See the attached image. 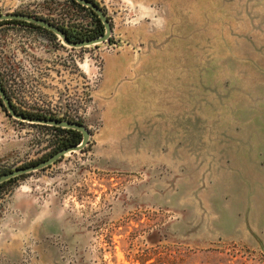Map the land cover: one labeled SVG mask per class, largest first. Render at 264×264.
I'll list each match as a JSON object with an SVG mask.
<instances>
[{"label": "rangeland", "instance_id": "obj_1", "mask_svg": "<svg viewBox=\"0 0 264 264\" xmlns=\"http://www.w3.org/2000/svg\"><path fill=\"white\" fill-rule=\"evenodd\" d=\"M94 1L113 27L109 42L94 46L72 48L51 31L0 23L3 87L29 96L37 75L43 102L55 95L57 106L67 101L91 131L83 151L2 190L0 242L19 240L30 212L55 217L53 235L27 234L0 264H264V247L247 238L244 226L253 194L234 183L221 161L242 138L255 136L251 122L264 105V0ZM4 14L45 19L77 35L98 27L72 0H0ZM120 49L164 63L168 80L178 84L186 69L188 78L193 74L197 142L193 132L191 145L170 143L180 126L174 113L166 125L175 129L160 144L143 113L122 107L107 114L97 105L98 68ZM52 73L61 79L55 94ZM53 130L11 117L0 102V175L50 154ZM100 152L115 157L102 165Z\"/></svg>", "mask_w": 264, "mask_h": 264}, {"label": "crops", "instance_id": "obj_2", "mask_svg": "<svg viewBox=\"0 0 264 264\" xmlns=\"http://www.w3.org/2000/svg\"><path fill=\"white\" fill-rule=\"evenodd\" d=\"M163 65L165 64L152 57L138 56L127 49H120L116 53L109 54L104 63L99 86L94 93L96 103L107 114L120 111L122 107H127L134 114L143 113L144 124L148 122L150 129L158 130L160 144L168 143L167 136L171 132L168 133L167 129L171 128V131L175 129L174 125L170 128H167L166 125L167 113H174L177 115L180 126L177 136L174 133L175 140L170 143L191 145L193 144V132L196 142L198 135L197 79L193 78V74H190L191 76L188 78L186 69V73L183 74L185 77L182 78L180 84L175 82L177 81L175 78L168 80L166 68ZM60 80L59 76L55 77V73H52V77L48 78V82L53 86V94H55L54 91ZM176 91H180L181 94L176 95ZM263 106L255 109V116L251 122L255 125V136L242 138L238 142L236 151L224 152L221 157L223 169H226L224 171L228 170L229 175L236 181L234 183L239 188H246L247 194H253V205L249 206L248 204L245 207L244 226L246 235L250 236L246 237L253 238L256 242L255 246H261V248L264 247ZM176 115L171 117L172 121L177 120ZM108 118L106 116V120ZM111 155L115 157L114 154L111 153ZM112 156L106 152H100L98 155V158L100 157L99 164L106 163L102 159H113ZM24 203L26 202L23 201V198H19L17 207L20 206L21 209H24ZM22 212L24 211L22 210ZM54 217L49 214V211L30 212V216L25 222L26 226L17 237L19 240L0 242V257L16 255L11 251L18 252L23 237L27 234H33L40 239L53 235L50 229ZM41 251L45 256L44 246H41ZM51 264H57V261Z\"/></svg>", "mask_w": 264, "mask_h": 264}, {"label": "water", "instance_id": "obj_3", "mask_svg": "<svg viewBox=\"0 0 264 264\" xmlns=\"http://www.w3.org/2000/svg\"><path fill=\"white\" fill-rule=\"evenodd\" d=\"M76 3L82 5L83 7L89 8L92 10L94 14H96L101 22L103 23L105 27V33L95 39L87 40V41H78V42H72L68 38V35L62 30L61 28L53 25L51 22L41 19L38 17H33L26 14H4L0 15V22L2 21H10V20H19L24 21L27 23L36 24L48 31H51L56 36L60 37L64 44L72 47V48H84L89 46H94L100 43L109 42V40L112 37L113 33V27L112 24L107 16V14L104 12V10L95 2L90 0H74ZM0 99L2 106L5 107L7 113L20 121H26L33 124L38 125H44V126H51V127H59L63 129H71L76 130L82 133L83 139L79 145L72 146L69 148L62 149L58 151L56 154L49 157L47 160H44L38 164L27 166V167H21L17 168L15 170L9 171L3 175L0 176V185L15 179L17 177L28 175L40 170H44L51 165L55 164L59 160H61L63 157L70 153H77L83 151L87 145L89 144V141L91 139V131L88 129L87 126H85L83 123L80 122H71V121H63V120H57V119H47V118H33V117H27L24 114L19 113L14 105L12 104L11 99L9 98L6 90L2 86V83L0 81Z\"/></svg>", "mask_w": 264, "mask_h": 264}, {"label": "built area", "instance_id": "obj_4", "mask_svg": "<svg viewBox=\"0 0 264 264\" xmlns=\"http://www.w3.org/2000/svg\"><path fill=\"white\" fill-rule=\"evenodd\" d=\"M61 43L63 44V42ZM102 75H103V67L100 66L98 68V76H96V79L94 82L96 88L99 86ZM23 81H26V80H23ZM5 82H6V79H5ZM9 85H11V83ZM27 86H28V89H30L29 96H25V94L22 92V88H21V94L18 95V94H13L7 85L4 86V88L6 87L5 90L9 98L11 99L12 104L14 105L15 109H17L18 111L33 113V114L40 115V116H45L47 119H57V120L71 121V122L80 121V116L76 117V116L71 115L72 110L69 109V106H67V101L65 102L66 105L57 106L58 101L55 100V98L57 97L55 96V97H52L49 103L43 102L40 96V93H39V89H38L39 81H38L37 75L35 76V78L31 77L30 83ZM83 99H86V91H85V95ZM48 127H51V126H48Z\"/></svg>", "mask_w": 264, "mask_h": 264}, {"label": "trees", "instance_id": "obj_5", "mask_svg": "<svg viewBox=\"0 0 264 264\" xmlns=\"http://www.w3.org/2000/svg\"><path fill=\"white\" fill-rule=\"evenodd\" d=\"M72 1L74 3H76L74 0H72ZM90 1L95 2L94 0H90ZM78 5L81 6L80 4H78ZM83 8L88 9L90 11V17H91L92 20H95L97 22L98 27H97V29L94 32L87 33L85 35H81V34H78V35L77 34H71L68 30H65L63 28L64 32L68 35V38L72 42L92 40V39H95V38H98V37L102 36L105 33V27H104L103 23L101 22V20L99 19V17L96 14H94L91 9L86 8V7H83ZM0 23L28 24L30 26L39 28V29L44 30L46 32H50V31H48V30H46V29H44V28H42V27H40V26H38L36 24L27 23V22L19 21V20L2 21ZM0 81H1L2 86H3V81H2L1 78H0ZM0 102H1V99H0ZM18 112L21 113V114H24L27 117L46 118L45 116H40V115H36V114H33V113H27V112H21V111H18ZM52 128L55 131V137L57 139L56 140L57 141L56 148L50 154H47V155L43 156L40 160L34 161V162H30L28 164L23 165L22 167H27V166L35 165V164H38V163H40V162H42L44 160H47L49 157H51L52 155L56 154L58 151H60L62 149L79 145L81 143L82 139H83V135L79 131L71 130V129H63V128H59V127H52ZM9 171L10 170H5V171H3V174H5V173H7ZM3 174H1V175H3ZM25 176H27V175H23V176L17 177L15 179L9 180V181L1 184L0 185V193L2 192V190L7 185H9L10 183H13V182L18 181L19 179H21V178H23Z\"/></svg>", "mask_w": 264, "mask_h": 264}, {"label": "bare ground", "instance_id": "obj_6", "mask_svg": "<svg viewBox=\"0 0 264 264\" xmlns=\"http://www.w3.org/2000/svg\"><path fill=\"white\" fill-rule=\"evenodd\" d=\"M88 64V63H87Z\"/></svg>", "mask_w": 264, "mask_h": 264}, {"label": "flooded vegetation", "instance_id": "obj_7", "mask_svg": "<svg viewBox=\"0 0 264 264\" xmlns=\"http://www.w3.org/2000/svg\"><path fill=\"white\" fill-rule=\"evenodd\" d=\"M82 6V5H81Z\"/></svg>", "mask_w": 264, "mask_h": 264}]
</instances>
